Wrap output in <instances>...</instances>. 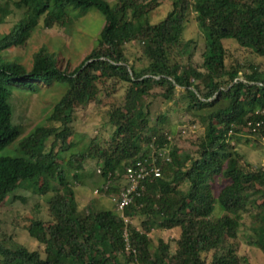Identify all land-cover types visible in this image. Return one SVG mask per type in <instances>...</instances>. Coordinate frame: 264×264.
<instances>
[{
  "label": "trees",
  "instance_id": "1",
  "mask_svg": "<svg viewBox=\"0 0 264 264\" xmlns=\"http://www.w3.org/2000/svg\"><path fill=\"white\" fill-rule=\"evenodd\" d=\"M8 4L25 11L0 36V149L20 134L8 101L13 87L52 82L66 87L46 116L55 124L36 125L18 140L19 155L0 156V205L21 182L31 183L39 194L52 192L45 203L50 218L25 226L36 246L7 247L2 238L0 264H248L238 255L236 241L243 215L249 219L248 244L264 255V166L246 162L234 146L251 141L264 151L257 141L264 135V115L255 114L264 112V64H227L221 43L232 39L264 61V0H171L170 11L154 24L146 14L156 0H1L0 22L10 11ZM68 8H93L104 19L94 46L75 68L59 69L43 48L32 55L28 69L4 57L6 49L24 44L39 19L43 27L66 24ZM189 10L204 39L199 67L190 64L191 40L180 37ZM128 42L147 61L140 70L127 63L123 46ZM244 67L247 72L239 79ZM117 82L125 88L120 103L107 112L108 143L76 153L64 165L72 168L69 172L58 161L59 152L43 149L46 140L65 143L74 108ZM176 87L188 109L202 112L203 133L193 156L169 145L163 115L150 120V100L173 99ZM248 121L261 124L251 132L245 129ZM158 147L165 152L158 155ZM150 154L159 176H146L143 189L120 213L89 206L78 210L68 179L80 182L81 160L96 156L105 178L120 175L134 160L145 159L149 166ZM133 217L138 227L124 222ZM155 228H177L174 243L158 238L153 244L148 233Z\"/></svg>",
  "mask_w": 264,
  "mask_h": 264
},
{
  "label": "rangeland",
  "instance_id": "2",
  "mask_svg": "<svg viewBox=\"0 0 264 264\" xmlns=\"http://www.w3.org/2000/svg\"><path fill=\"white\" fill-rule=\"evenodd\" d=\"M107 1L109 4H113L116 0ZM147 1L143 0V2ZM8 8L10 9L8 15L0 22V36L8 32L23 16L24 8L16 9L11 4H8ZM170 9L171 0H156V5L146 14V20L150 24H154L160 21ZM66 11L68 14L66 24L43 27L39 19L24 44L6 49L3 51L4 57L16 61L28 69L32 55L39 48H43L54 55L59 69L71 71L94 46L104 19L93 8L86 9L83 12L77 8H68ZM180 37L182 42L191 40L189 45L192 53L190 64L199 67L204 39L195 23L194 12L191 10L186 15ZM221 43L226 48L227 64L238 62L241 67L246 63L264 64L262 57L257 56L247 48L239 46L232 39H223ZM123 47L127 63L131 64L135 70H140L147 64L146 59L135 43L128 42ZM181 60L185 62V56H181ZM242 72H247L245 67L237 72L239 79L243 77ZM65 87L64 83L52 82L48 86H39L37 83H32L27 87L20 86L11 89L8 99L12 110L11 120L13 124L19 127L20 134L9 145L0 149V156L19 155L16 146L19 139L36 125L49 127L55 124L47 122L46 116L52 105L64 92ZM105 88L106 91L100 90L95 99L84 107L74 108L70 122L71 133L65 138V143L53 141L50 144L51 140H46L43 149L47 150L52 147L53 151L59 152L58 161L63 166L67 164L69 159H73L76 153L85 151L89 146H93L90 150L92 152L94 148L101 149L108 143L112 126L107 121V112L120 103L125 85L119 82L115 84L107 83ZM181 90L180 87H176L174 98L170 100H163L161 97L151 99L149 105L150 120H155L158 114L163 115L165 117L164 124H166L163 133L166 134L169 145L193 156L195 155L196 141L203 133L204 123L200 116L202 112L190 110L185 106L187 100L179 92ZM258 145L253 144L251 141L244 142L242 140L234 144L235 149L246 162L252 165L263 164L264 166V151ZM80 163L81 167L76 170L80 182L68 179L69 187L75 195L74 199L78 210L87 206L115 210L111 196L116 195L122 185L121 173L109 179L101 177L96 172V169L100 168V161L92 155L81 160ZM64 167L69 172L72 169L68 166ZM105 181H108V190L98 189L104 185ZM95 189H98L97 192H94ZM51 195L52 192L50 191L39 194L31 183L21 182L7 196L0 205V239L5 238L4 244L7 247L22 245L27 249H32L36 246V241L29 237L25 226L31 220L46 221L50 218L47 215L45 203ZM213 211L214 215L220 212L216 203ZM248 220L245 215L241 217V225L236 235L238 255L244 256L248 260V264H264V255L247 242L246 227L249 223ZM125 222L135 227L139 225L137 217L126 219ZM177 235V228L168 230L155 228L148 233V237L153 244H156L158 238H162L163 240H171L170 244L172 245Z\"/></svg>",
  "mask_w": 264,
  "mask_h": 264
},
{
  "label": "built area",
  "instance_id": "3",
  "mask_svg": "<svg viewBox=\"0 0 264 264\" xmlns=\"http://www.w3.org/2000/svg\"><path fill=\"white\" fill-rule=\"evenodd\" d=\"M258 84H260L258 82ZM255 114L264 115L263 109L256 110ZM261 124V121H255L253 126L251 122L248 121L245 126L246 130L255 132V128ZM257 141L264 147V135H260L257 138ZM157 154L160 155L165 152L161 147L156 149ZM168 157H165L167 160ZM151 165H146L145 159L134 160V162L128 163L123 168V173L121 175L123 184L121 185L119 191L116 195L111 196V200L115 205V209L119 212L122 211L123 207L129 203L133 195H138L139 192L143 189L142 181L146 180V176H159L160 171L157 166L154 165V159L150 154ZM96 192V190H94ZM126 219H124V222Z\"/></svg>",
  "mask_w": 264,
  "mask_h": 264
},
{
  "label": "clouds",
  "instance_id": "4",
  "mask_svg": "<svg viewBox=\"0 0 264 264\" xmlns=\"http://www.w3.org/2000/svg\"><path fill=\"white\" fill-rule=\"evenodd\" d=\"M22 8H24V7H22ZM24 11H25V8H24ZM156 78V77H155ZM125 166V165H124ZM96 172H98V173H100V168H97L96 169ZM123 173V172H122ZM122 173H121V175H122ZM113 176H115V174L113 175ZM112 176L108 173L107 175H106V177H105V179H109V178H111ZM121 179H122V177H121ZM122 184H123V181H122ZM121 187V186H120ZM108 188V181H105L104 182V185H102L101 187H99L98 189H102V190H105V189H107ZM98 189H95L96 190V192H97V190ZM120 189V188H119ZM114 207H115V205H114ZM115 211H117L116 209H115ZM117 212H119V211H117ZM120 213V212H119Z\"/></svg>",
  "mask_w": 264,
  "mask_h": 264
}]
</instances>
